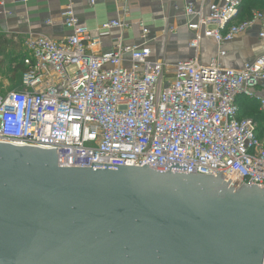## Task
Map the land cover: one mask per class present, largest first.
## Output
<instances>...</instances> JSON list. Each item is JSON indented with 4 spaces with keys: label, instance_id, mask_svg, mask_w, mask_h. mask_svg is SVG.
<instances>
[{
    "label": "built area",
    "instance_id": "obj_1",
    "mask_svg": "<svg viewBox=\"0 0 264 264\" xmlns=\"http://www.w3.org/2000/svg\"><path fill=\"white\" fill-rule=\"evenodd\" d=\"M240 5L241 0H223L221 6L210 4L205 15L189 4L186 15L197 18L187 24L194 33L190 47L197 50L202 36L231 42L255 24L264 40L263 13L232 23ZM62 17L69 37L25 43L22 89L0 96V143L57 149L62 168L95 163L167 172L172 163L185 170L169 172L213 179L222 173L221 181L229 180L231 188L244 183L264 190V138L257 136L253 120L239 117L238 105L240 98L256 100L264 114V90L257 92L264 82V57L240 70L222 68L217 60L202 66L196 57L176 64L169 75L165 64L150 61L145 45L117 43L111 52L92 53L98 37L80 25L70 7ZM125 27L116 20L101 29ZM139 27L145 40L148 30Z\"/></svg>",
    "mask_w": 264,
    "mask_h": 264
},
{
    "label": "water",
    "instance_id": "obj_2",
    "mask_svg": "<svg viewBox=\"0 0 264 264\" xmlns=\"http://www.w3.org/2000/svg\"><path fill=\"white\" fill-rule=\"evenodd\" d=\"M0 143V264H264V190Z\"/></svg>",
    "mask_w": 264,
    "mask_h": 264
},
{
    "label": "crops",
    "instance_id": "obj_3",
    "mask_svg": "<svg viewBox=\"0 0 264 264\" xmlns=\"http://www.w3.org/2000/svg\"><path fill=\"white\" fill-rule=\"evenodd\" d=\"M17 1L9 0L2 4L0 0V96L22 89V60L27 55L25 43L29 38L46 37L60 41L71 35V31L64 27L62 17L68 7L80 25L98 37L99 44L92 53L111 52L117 43L124 47L145 45L150 50V61L165 64V72L169 75L176 64L196 57L202 66L217 60L220 67L234 70L264 57V40L258 38V24L231 42L218 44L213 38L202 36L197 50L190 47L194 33L187 24L196 22L197 18L186 15L187 6L193 4L195 10L204 9L207 15L210 4L221 6L223 0H205L202 3L194 0ZM116 20L126 27L123 30L101 29L103 24ZM140 24L148 30L145 40L141 38ZM129 59L126 54L125 65H129ZM262 90L264 82L257 87V92ZM257 129H260L259 138H264V120Z\"/></svg>",
    "mask_w": 264,
    "mask_h": 264
},
{
    "label": "trees",
    "instance_id": "obj_4",
    "mask_svg": "<svg viewBox=\"0 0 264 264\" xmlns=\"http://www.w3.org/2000/svg\"><path fill=\"white\" fill-rule=\"evenodd\" d=\"M264 14V0H241L240 8L236 18V23H242L251 19L254 12ZM240 107V118H249L259 125L264 120V114L259 110V102L240 98L238 101ZM260 129H257V136L260 137Z\"/></svg>",
    "mask_w": 264,
    "mask_h": 264
},
{
    "label": "rangeland",
    "instance_id": "obj_5",
    "mask_svg": "<svg viewBox=\"0 0 264 264\" xmlns=\"http://www.w3.org/2000/svg\"><path fill=\"white\" fill-rule=\"evenodd\" d=\"M18 82H20V78L18 79ZM5 95V94H4Z\"/></svg>",
    "mask_w": 264,
    "mask_h": 264
}]
</instances>
